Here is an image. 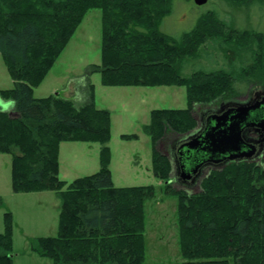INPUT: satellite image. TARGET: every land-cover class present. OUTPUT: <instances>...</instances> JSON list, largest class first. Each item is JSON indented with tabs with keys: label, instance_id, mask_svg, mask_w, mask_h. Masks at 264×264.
<instances>
[{
	"label": "trees",
	"instance_id": "trees-1",
	"mask_svg": "<svg viewBox=\"0 0 264 264\" xmlns=\"http://www.w3.org/2000/svg\"><path fill=\"white\" fill-rule=\"evenodd\" d=\"M226 1L246 12L264 9V0ZM174 2L0 0V55L13 80L12 89L0 91V99L11 103L9 111H0V154L12 157L14 193L48 191L60 200L58 235L40 237L33 247L53 264H145V208L155 188L115 187L111 112L95 106L93 85L82 105L58 93L34 97L93 9L102 13L101 64L89 74L100 73L106 87L187 90L186 109L153 110L143 126L152 142V173L178 202L184 261L160 264H264V161L227 163L210 171L199 192L189 193L172 189V162L159 149L169 140L170 149L196 129L197 108L237 103L244 88L264 90V30L237 29L207 12L176 38L161 30ZM210 45L218 46L225 66L184 77V64L203 60ZM68 142L100 144V170L71 183L61 180L60 146ZM4 224L0 264H14L11 213Z\"/></svg>",
	"mask_w": 264,
	"mask_h": 264
},
{
	"label": "rangeland",
	"instance_id": "rangeland-1",
	"mask_svg": "<svg viewBox=\"0 0 264 264\" xmlns=\"http://www.w3.org/2000/svg\"><path fill=\"white\" fill-rule=\"evenodd\" d=\"M207 12H215L231 27L237 29L264 30V9L251 12L232 7L226 0H208L198 6L193 0H175L172 14L167 17L161 30L180 37L192 30L197 19ZM102 13L90 10L44 81L35 88V98H46L58 93L72 99L77 105L86 103L88 85H93L94 104L98 109L111 112L110 170L115 187L153 186L155 199L146 203L145 264L181 263L184 261L179 246L178 202L165 194V184L152 173V142L143 133L149 124L153 110L186 109L185 87H106L100 73L89 74L92 65L101 64ZM225 66L223 53L218 46L210 45L203 60L188 61L182 75L218 69ZM13 88V80L0 55V91ZM253 88H244L238 102H243ZM259 91L254 89L253 92ZM1 105L9 111L11 103L2 99ZM195 117L206 110L197 108ZM122 135H137V139H123ZM169 140V139H168ZM163 150L167 152L169 142ZM59 177L68 183L97 173L101 168L98 143H64L60 146ZM263 160V159H261ZM259 165L263 161L257 160ZM12 157L0 154V234L4 233V217L12 214L14 264H53L51 259L41 257L33 247L41 236L58 235L60 200L54 192L14 193L12 189ZM172 189L197 193L201 186L189 190L171 183ZM233 264V263H232Z\"/></svg>",
	"mask_w": 264,
	"mask_h": 264
},
{
	"label": "flooded vegetation",
	"instance_id": "flooded-vegetation-1",
	"mask_svg": "<svg viewBox=\"0 0 264 264\" xmlns=\"http://www.w3.org/2000/svg\"><path fill=\"white\" fill-rule=\"evenodd\" d=\"M260 103L263 104L258 107ZM240 104H250L257 108L250 112L246 123L242 126L241 151L238 152L239 157L233 161H264V130L254 125L264 121V90H259L256 92L252 91L246 95L243 102L223 104L220 108L205 110L199 115L200 119L195 117L197 121L196 129L179 139L177 144L166 152L172 162L171 183L179 184L189 190L196 189L211 170L222 169L227 163L232 162L229 159V154L218 155L214 160L209 159L210 156L203 151V148L206 147V142L204 143L203 140L205 135L215 125V121L212 119L214 116L219 117L229 111H233V109H237L236 105ZM195 139H199L203 144H200L195 150L189 149L188 144H193L192 142H195ZM185 171L192 173V178L184 179L183 174Z\"/></svg>",
	"mask_w": 264,
	"mask_h": 264
},
{
	"label": "water",
	"instance_id": "water-1",
	"mask_svg": "<svg viewBox=\"0 0 264 264\" xmlns=\"http://www.w3.org/2000/svg\"><path fill=\"white\" fill-rule=\"evenodd\" d=\"M196 5L202 6L205 5L208 0H193ZM0 100V111L4 110V107L1 105ZM260 103L258 107L261 106ZM237 109L229 111L221 116H214L212 119L215 121V125L210 131L205 135L203 142H206V147L203 148L211 159L214 160L218 155H227L229 154V159L231 161L239 157L238 152L241 151L242 145V126L246 123L247 118L250 115V112L255 110L256 106H251L250 104H240L236 105ZM258 127H261L264 130V121L255 123ZM193 144H188L189 149L195 150L200 144L199 139H195ZM207 158V155H206ZM184 179L192 178V173H187L186 171L183 174Z\"/></svg>",
	"mask_w": 264,
	"mask_h": 264
},
{
	"label": "crops",
	"instance_id": "crops-1",
	"mask_svg": "<svg viewBox=\"0 0 264 264\" xmlns=\"http://www.w3.org/2000/svg\"><path fill=\"white\" fill-rule=\"evenodd\" d=\"M69 143V142H68ZM64 143H62L61 145H63ZM61 148V147H60ZM60 156V155H59ZM60 161V160H59ZM41 237H46V236H41ZM48 237H52V236H48Z\"/></svg>",
	"mask_w": 264,
	"mask_h": 264
}]
</instances>
